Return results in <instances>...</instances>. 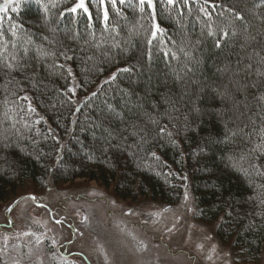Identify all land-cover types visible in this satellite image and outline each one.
I'll return each instance as SVG.
<instances>
[{
    "label": "trees",
    "instance_id": "obj_1",
    "mask_svg": "<svg viewBox=\"0 0 264 264\" xmlns=\"http://www.w3.org/2000/svg\"><path fill=\"white\" fill-rule=\"evenodd\" d=\"M78 3L0 12V203L50 178L173 205L188 176L196 219L219 221L218 239L258 261L264 0H153L143 11L139 0H86L87 12L71 11ZM74 81L86 98L75 119Z\"/></svg>",
    "mask_w": 264,
    "mask_h": 264
},
{
    "label": "rangeland",
    "instance_id": "obj_2",
    "mask_svg": "<svg viewBox=\"0 0 264 264\" xmlns=\"http://www.w3.org/2000/svg\"><path fill=\"white\" fill-rule=\"evenodd\" d=\"M196 211L188 176L173 205L121 201L112 188L82 179L27 183L13 200L0 203V264H264V251L258 261H247L232 242L218 239L219 221L201 222Z\"/></svg>",
    "mask_w": 264,
    "mask_h": 264
},
{
    "label": "snow or ice",
    "instance_id": "obj_3",
    "mask_svg": "<svg viewBox=\"0 0 264 264\" xmlns=\"http://www.w3.org/2000/svg\"><path fill=\"white\" fill-rule=\"evenodd\" d=\"M101 2H103V0H101ZM116 2L117 0H111V3L113 5V7H115L116 5ZM120 3H124L125 0H119ZM140 2V6H141V11H143V6L145 3H148V5L150 7H154L153 5V0H139ZM22 3V0H5V2L3 4H0V12H7L9 10V5L12 4L14 5L12 8H11V11L15 12L17 11V9L19 8L20 4ZM168 3H174V0H168ZM77 8H83L85 12L88 11V9L85 7L84 5V0H80V3H78L76 5V7L72 8L71 11L75 12L77 10ZM203 11V9H201ZM237 16V19H242V17L240 16L239 13L236 14ZM104 18L105 20H107L108 18V15H107V10L105 9V13H104ZM156 28L157 30H160L159 29V25H156ZM156 35V32L154 31L153 32V36ZM225 35H227V33H225ZM219 46V45H218ZM118 71H124V72H127L129 71V69L125 68V69H119ZM115 76L116 74L113 73L112 77L110 79H115ZM95 95V94H93ZM262 99H264V97H262ZM30 199H36V197L32 196V197H29ZM185 199H187V193L185 194ZM8 211L10 212L11 211V208L8 209ZM84 220H87V217H84ZM57 223H60V221H57ZM25 235H27V233H25ZM37 242L39 243V240H37ZM53 243H55V241H53ZM105 260L107 261V255L105 254Z\"/></svg>",
    "mask_w": 264,
    "mask_h": 264
},
{
    "label": "bare ground",
    "instance_id": "obj_4",
    "mask_svg": "<svg viewBox=\"0 0 264 264\" xmlns=\"http://www.w3.org/2000/svg\"><path fill=\"white\" fill-rule=\"evenodd\" d=\"M71 87H72L73 92L75 94L76 93L78 94V88H77V85H76V81H74V83L72 84ZM81 99L82 100H78V102H77L76 109H75L74 114H73V119L76 118L78 112L81 110V107H82V105H83V103H84V101H85L86 98L83 99V97H82ZM131 203H137V202H131Z\"/></svg>",
    "mask_w": 264,
    "mask_h": 264
},
{
    "label": "water",
    "instance_id": "obj_5",
    "mask_svg": "<svg viewBox=\"0 0 264 264\" xmlns=\"http://www.w3.org/2000/svg\"><path fill=\"white\" fill-rule=\"evenodd\" d=\"M30 197H32V196H30ZM22 199H24V197H20V198H18L15 202H14V204L12 205V208L14 207V206H16Z\"/></svg>",
    "mask_w": 264,
    "mask_h": 264
},
{
    "label": "flooded vegetation",
    "instance_id": "obj_6",
    "mask_svg": "<svg viewBox=\"0 0 264 264\" xmlns=\"http://www.w3.org/2000/svg\"><path fill=\"white\" fill-rule=\"evenodd\" d=\"M70 243H68L67 245H69Z\"/></svg>",
    "mask_w": 264,
    "mask_h": 264
}]
</instances>
